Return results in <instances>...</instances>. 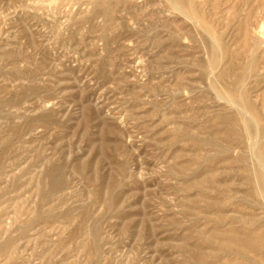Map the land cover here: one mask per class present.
I'll return each mask as SVG.
<instances>
[{"label":"rangeland","instance_id":"obj_1","mask_svg":"<svg viewBox=\"0 0 264 264\" xmlns=\"http://www.w3.org/2000/svg\"><path fill=\"white\" fill-rule=\"evenodd\" d=\"M263 28L264 0H0V264H264Z\"/></svg>","mask_w":264,"mask_h":264},{"label":"bare ground","instance_id":"obj_2","mask_svg":"<svg viewBox=\"0 0 264 264\" xmlns=\"http://www.w3.org/2000/svg\"><path fill=\"white\" fill-rule=\"evenodd\" d=\"M184 3V2H183ZM176 4V3H175ZM185 5V4H184ZM188 7H189V4H188ZM189 10H190V8H189ZM192 10V9H191ZM194 11H196V10H194ZM194 15V14H193ZM198 15V13L196 14V16ZM193 17H195V16H193ZM197 17H199V15L197 16ZM201 18V16L197 19V20H199ZM194 20H196V19H194ZM197 20H196V22H197ZM202 20V19H201ZM199 22V21H198ZM205 22V21H204ZM201 25H203V24H201ZM206 29V28H205ZM249 29V28H248ZM264 29V28H263ZM250 31V30H249ZM249 33V32H248ZM214 35V34H213ZM211 36V35H210ZM247 37H249V35H247ZM213 40H214V38H213ZM220 42V41H219ZM217 45V44H216ZM249 46H250V43L248 44ZM254 45V44H253ZM249 46H247L248 48H249ZM219 47V46H218ZM213 48V47H212ZM251 48V47H250ZM249 50V49H248ZM219 51H220V49H219ZM245 51V50H244ZM247 51V50H246ZM247 52H249V51H247ZM221 56H222V54H221ZM219 57H220V55H219ZM247 57V56H246ZM220 58H222V57H220ZM223 59V58H222ZM222 60H220L219 61V63L221 62ZM214 62V61H213ZM217 62V61H216ZM220 68V67H219ZM219 68H218V70H219ZM222 70H223V68H221ZM249 69V68H248ZM216 70H217V68H216ZM220 71V70H219ZM241 71V70H240ZM218 72V71H217ZM217 72H215L216 73V75H220L221 76V74H217ZM224 72H226L225 70H224ZM249 72V71H248ZM214 73V74H215ZM219 73V72H218ZM222 73V72H221ZM222 74H224V73H222ZM227 74V73H226ZM233 93H235V92H233ZM226 94H227V92H226ZM240 94V93H239ZM241 96V95H240ZM231 102V101H230ZM234 102V101H233ZM243 102V101H242ZM235 103H233V105H234ZM237 105V104H236ZM236 107H238V106H236ZM239 108V107H238ZM242 108V107H241ZM239 110V109H238ZM237 110V112L238 113H240L239 111ZM242 110V109H241ZM242 111H244V110H242ZM248 113H249V111H248ZM247 114V113H246ZM240 115V114H239ZM249 115H250V117L252 118V116H251V114L249 113ZM243 119V118H242ZM254 119V118H253ZM254 121H256V120H254ZM261 124V123H260ZM244 125V124H243ZM255 125H256V127H257V124L255 123ZM244 127H245V125H244ZM257 129H258V127H257ZM247 131H248V129H247ZM257 132H258V130H257ZM251 137V135H248V137ZM256 136V135H255ZM258 137H259V135H258ZM256 139V138H255ZM258 139V138H257ZM262 139V138H261ZM248 141H252L251 140V138L248 140ZM253 143H254V145H256L257 144V142H254L253 141ZM252 143V144H253ZM251 144V145H252ZM254 145H252L253 147H254ZM251 148V147H250ZM252 149V148H251ZM251 152H252V150H251ZM254 153V152H253ZM254 156V155H253ZM254 157H256V156H254ZM256 159V158H255ZM257 160V159H256ZM264 167V166H263ZM264 169V168H263ZM263 183H264V175H263ZM260 186V185H259ZM261 189V188H260Z\"/></svg>","mask_w":264,"mask_h":264}]
</instances>
